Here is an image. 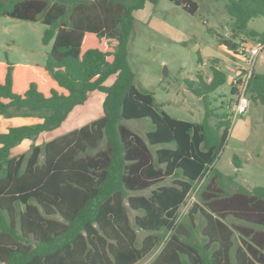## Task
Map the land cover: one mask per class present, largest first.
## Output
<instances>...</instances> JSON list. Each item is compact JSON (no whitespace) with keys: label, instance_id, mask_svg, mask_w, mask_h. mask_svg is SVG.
I'll use <instances>...</instances> for the list:
<instances>
[{"label":"trees","instance_id":"trees-1","mask_svg":"<svg viewBox=\"0 0 264 264\" xmlns=\"http://www.w3.org/2000/svg\"><path fill=\"white\" fill-rule=\"evenodd\" d=\"M171 1L199 9L195 0ZM148 2L158 0H0V16L42 20L43 42L53 43L44 64L0 61V114L41 119L0 134V263L139 264L161 246L149 264H264V186L246 188L216 169L232 112H216L208 98L227 73L213 66L210 81L185 80L205 103L201 122L157 110L153 93L135 84L129 43L135 11ZM226 8L232 34L220 42L233 54L242 33L264 42V31L248 26L264 16V0H227ZM249 85L264 105V74ZM96 90L105 94L101 117L12 155L24 140L60 127ZM144 117L153 123L145 136L121 123ZM234 162L241 167L238 155ZM192 192L199 200L184 218ZM127 201L140 212L134 223ZM197 215L205 219L202 241ZM229 217L246 223L234 224L246 237L241 245Z\"/></svg>","mask_w":264,"mask_h":264},{"label":"rangeland","instance_id":"rangeland-1","mask_svg":"<svg viewBox=\"0 0 264 264\" xmlns=\"http://www.w3.org/2000/svg\"><path fill=\"white\" fill-rule=\"evenodd\" d=\"M195 1L199 4V9L194 14L171 0L147 3L143 9L135 11L136 22L129 43V62L135 73V84L139 89L153 93L157 110H163L177 119L201 122L205 117V103L188 89L185 80L197 79L202 74L210 81L213 66L224 70L227 73L226 83L208 98L211 108L216 112H232L229 135L216 162V169L233 176L239 185L246 188L264 186V105L256 100L249 85L246 95L250 105L247 112L234 119L232 111L236 96L232 92L233 78L237 67L242 66L244 61L234 57L233 51L220 42V37L232 34L233 20L226 8L227 0ZM248 26L249 29L263 32L264 16L250 20ZM47 28L42 20L27 21L0 16V61L44 64L53 45L52 42H43ZM243 39L258 41L245 33L237 41ZM254 74H264V51L257 58ZM115 78L116 75H112L106 85H111ZM104 97V93L98 90L89 94L86 102L88 106L81 109L74 117V122L89 123L101 117L104 112ZM11 118L29 119L33 124L34 121L39 122L34 119L38 118L35 116L14 115ZM211 122L216 123L217 117H212ZM121 123L141 136H145L153 128L149 117L124 119ZM41 139H45V133ZM105 145L106 141H101L100 146L89 150L88 154H94ZM235 155L241 158L240 168L234 162ZM150 190L136 194L149 195ZM198 197L195 192L189 195L181 209L183 217H186L193 203L199 200ZM126 203L134 222L135 215L140 212L132 209L128 201ZM197 221L199 227L205 222L201 215H198ZM227 222L242 224L234 218H229ZM137 229L142 239L146 232L138 227ZM244 238L236 230V246L241 245ZM160 249L161 247L153 251L139 264H149Z\"/></svg>","mask_w":264,"mask_h":264},{"label":"built area","instance_id":"built-area-1","mask_svg":"<svg viewBox=\"0 0 264 264\" xmlns=\"http://www.w3.org/2000/svg\"><path fill=\"white\" fill-rule=\"evenodd\" d=\"M263 51L264 42H253L246 39L239 41L238 46L235 49V57L243 60L244 64L240 67H237V71L233 78L232 87L235 88L233 94L236 95L235 102L232 106L234 119L239 115L245 114L249 108L250 101L247 98L246 93L249 82L254 74L257 58Z\"/></svg>","mask_w":264,"mask_h":264},{"label":"crops","instance_id":"crops-1","mask_svg":"<svg viewBox=\"0 0 264 264\" xmlns=\"http://www.w3.org/2000/svg\"><path fill=\"white\" fill-rule=\"evenodd\" d=\"M148 3H150V2H148ZM14 63H17V62H14ZM94 92V91H93ZM92 93V92H91ZM90 93V94H91ZM105 95V94H104ZM105 98V97H104ZM89 99V98H88ZM86 102H88V100L86 101ZM88 106V104L87 103H85V104H83V105H79V106H77L71 113H70V115H69V117L67 118V120L60 126V127H58V128H56V129H54V130H52V131H47V132H43L39 137H38V139L35 141V143L36 144H45V143H47V142H49V141H51V140H53L54 138H56V137H59V136H61V135H63V134H65V133H68V132H70L71 130H73V129H76V128H80L81 126H83L84 124H87L86 122H88V121H78V122H74V117H76V115H78L80 112H81V109H84L85 107H87ZM104 113V112H103ZM32 117V116H31ZM71 117V118H70ZM69 118H70V120H69ZM33 119V118H32ZM34 119H36L37 121H41V119L39 118H34ZM29 119H22V118H15V119H13V118H11V117H7V116H5V115H2V114H0V134L1 133H3V132H5V131H7L10 127H14V126H21V125H29V124H33L32 123V121H28ZM34 123H35V121H34ZM45 133V139L43 140V139H41V137H42V135ZM32 143H33V141L31 140V139H26V140H24L20 145H18L16 148H14L13 149V151H12V155L13 156H19L20 154H22V153H26V152H28L29 151V149H30V147H31V145H32ZM20 147H24V148H20ZM44 157H45V155L44 154H42L41 155V162H43V160H44ZM130 212V211H129ZM57 217H59V218H61V216H57ZM197 217H198V215H197ZM132 218V217H131ZM184 218H187V215H186V217H184ZM229 218H234V219H236L235 217H229ZM229 218H227L225 221L227 222V220L229 219ZM205 220V219H204ZM236 220H239V219H236ZM133 221V220H132ZM196 221H197V218H196ZM240 222H242V224H239V225H246V223L245 222H243V221H241V220H239ZM134 223V222H133ZM205 223V222H204ZM228 223V222H227ZM197 224H198V221H197ZM229 224V223H228ZM234 224H237V223H234L233 222V224H229L232 228H234V230H235V233H236V230H238V229H236L235 227H234ZM204 225V224H203ZM203 225L201 226V227H199V224H198V227H199V231L197 232V236H198V238H199V240L200 241H202V239H203V237H202V234H201V232H200V230H201V228L203 227ZM248 225V224H247ZM239 231V230H238ZM240 232V231H239ZM241 233V232H240ZM200 234V235H199ZM242 234V233H241ZM243 235V234H242ZM145 236V235H144ZM235 236V235H234ZM245 237V236H244ZM245 239H246V237H245ZM235 240V239H234ZM161 247V246H160ZM160 247H158V248H156V249H159ZM162 248V247H161ZM155 249V250H156ZM154 250V251H155ZM161 250V249H160ZM160 250L157 252V254L160 252ZM151 253H153V252H151ZM150 253V254H151ZM149 254V255H150ZM156 254V255H157ZM148 255V256H149ZM156 257V256H155ZM154 257V258H155ZM146 258V257H145ZM0 264H5L4 262H1Z\"/></svg>","mask_w":264,"mask_h":264}]
</instances>
